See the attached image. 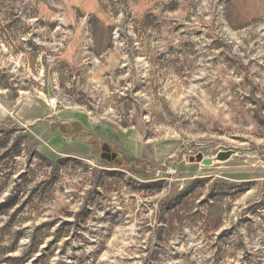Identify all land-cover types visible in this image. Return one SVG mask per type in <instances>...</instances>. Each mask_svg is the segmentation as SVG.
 I'll return each instance as SVG.
<instances>
[{
  "label": "rangeland",
  "instance_id": "1",
  "mask_svg": "<svg viewBox=\"0 0 264 264\" xmlns=\"http://www.w3.org/2000/svg\"><path fill=\"white\" fill-rule=\"evenodd\" d=\"M34 235L25 264H264V0H0V264Z\"/></svg>",
  "mask_w": 264,
  "mask_h": 264
},
{
  "label": "water",
  "instance_id": "2",
  "mask_svg": "<svg viewBox=\"0 0 264 264\" xmlns=\"http://www.w3.org/2000/svg\"><path fill=\"white\" fill-rule=\"evenodd\" d=\"M82 126L79 123H76L74 125V131L80 130ZM95 153L102 154V157L106 160L112 161L116 160L118 158V154L116 152H113L110 146H104V147H96L93 149ZM235 153V150L228 149L227 151H219L215 158H203L202 163L206 165H212L214 160H220V161H226L229 159L233 154Z\"/></svg>",
  "mask_w": 264,
  "mask_h": 264
},
{
  "label": "trees",
  "instance_id": "3",
  "mask_svg": "<svg viewBox=\"0 0 264 264\" xmlns=\"http://www.w3.org/2000/svg\"><path fill=\"white\" fill-rule=\"evenodd\" d=\"M41 244L42 243H41L40 239H38V237L34 235L32 238H30L29 243H27V245L25 247V251L19 253V255H15V256L11 255V257L9 256V257H7V259L14 261L13 264L28 263L29 261L34 259L33 254L35 253V251L38 250L39 245H41ZM6 250H8V252L15 253L17 251V247H15V246L8 247V248H6ZM35 260H33V261H35Z\"/></svg>",
  "mask_w": 264,
  "mask_h": 264
},
{
  "label": "built area",
  "instance_id": "4",
  "mask_svg": "<svg viewBox=\"0 0 264 264\" xmlns=\"http://www.w3.org/2000/svg\"><path fill=\"white\" fill-rule=\"evenodd\" d=\"M56 101H57V99H56V98H53V99L51 100V102H52L53 104H55V103H56Z\"/></svg>",
  "mask_w": 264,
  "mask_h": 264
}]
</instances>
